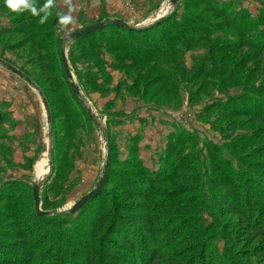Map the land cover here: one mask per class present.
Wrapping results in <instances>:
<instances>
[{"label": "rangeland", "instance_id": "374dc122", "mask_svg": "<svg viewBox=\"0 0 264 264\" xmlns=\"http://www.w3.org/2000/svg\"><path fill=\"white\" fill-rule=\"evenodd\" d=\"M27 1L25 7L13 11L0 0V59L31 79L48 100L53 171L48 173L49 126L38 90L0 64V264H104L106 254L101 253L99 240L90 248L89 222L114 201L139 206V199L126 201V185L138 180L133 186L140 189L148 175L160 177L157 192L169 189L171 194L164 198L177 201L172 205L178 206L158 212L179 215L173 218L174 228L167 237L171 232L186 233L181 244L177 245L179 237L173 244L176 253L184 246L189 251L175 255L181 261L195 256L193 264H264V219L258 223L254 213L246 220L249 209L239 207L259 189L264 194V132L258 130L262 120L248 113L257 110L264 116V0H214L226 8L224 12L232 11L227 20L213 12L214 5L207 0H180L175 8L170 0ZM159 11L168 15L152 26L156 41L165 37L161 26H173L175 33L174 21L181 25L185 16H191L212 28L216 35H210L211 42L217 47L209 52L188 50L171 66L166 62L162 67H135L128 76L125 69L113 68L124 62L127 51L114 50L116 34L110 27L93 31V37H69L105 19L123 20L131 26L152 22ZM237 12L244 19H234ZM182 30L188 35L206 33L186 24ZM46 32H54L60 41L58 62L39 61L52 54L50 48L37 49L41 39L36 35ZM97 43L99 58L86 57V49ZM63 46L72 79L105 133L71 89L62 64ZM44 65L57 69L46 70ZM71 110L78 114L79 123L72 124ZM107 143L110 161L105 193L87 208L70 213L76 202L98 186ZM200 170L201 174L207 171L204 175L210 183L201 191L189 189ZM46 174L49 177L40 190L42 209L62 213L39 219L33 189ZM230 177L239 183H226ZM155 198L160 202L162 194ZM258 204L262 213L264 195L253 207ZM128 216L121 219L118 233L106 239L107 247H112V238L119 244L118 234L125 228L133 230ZM199 217L202 223L196 225ZM200 227H208L207 234L199 236L195 230ZM258 228H263L262 234ZM58 229L60 244L41 243ZM199 243H207V252L195 255L192 248ZM27 247L38 252L33 263L26 255Z\"/></svg>", "mask_w": 264, "mask_h": 264}, {"label": "trees", "instance_id": "16d2710c", "mask_svg": "<svg viewBox=\"0 0 264 264\" xmlns=\"http://www.w3.org/2000/svg\"><path fill=\"white\" fill-rule=\"evenodd\" d=\"M16 1H18V4H16L17 8L25 7L28 3V1L25 2V0H16ZM207 1H208V5L210 6L214 5L215 7L216 5H218L215 8L213 7L212 11L220 16L226 17V20L227 18L233 15V13H231L232 12L231 10L224 12L226 8L222 7L220 5L221 3H219L218 1H214V0H207ZM29 2H31V0H29ZM239 13L240 12L235 13L236 15L233 18L234 19L237 18V20L244 19V16L240 15ZM224 14H226L227 16H225ZM54 22H57V20L55 19ZM185 24L189 27H192L193 29H197L198 31H201L202 29H206V33L204 35L203 34L201 35L193 32L190 35H188L187 31L182 30V25ZM158 25H162V23L160 22ZM173 25L178 26L175 33L171 30L173 26H171L172 28H169V26H167V28L161 26L165 33L164 35L165 37L163 38L162 41L159 40L156 41L155 28L152 26L144 30L132 29V28H127L112 24L105 26V27H110V29L112 30L110 31L116 34L117 46H114L115 48L114 50L127 51V55L124 62H121V64L117 66H113V68L125 69L126 71L125 73L128 76H131L133 74L131 70L135 67L144 66L146 64H152V66L154 67H162L166 62H169L170 63L169 66H171V64L176 63L177 60L179 62L180 59L179 57L187 53L188 50L196 51L202 49L204 51L209 52L215 50V48L217 47L216 44L214 45L211 42L210 35L215 34V32L212 31V28L211 29L206 28L205 24H203L202 22L194 21L193 19H191V16H185L184 20H182L181 22V25L176 23V21H174ZM13 27L18 28L19 25H14ZM94 35H95L94 32H92L82 37L84 38H86L87 36L93 37ZM36 36L39 37V39H41V41L36 44L37 49L44 50V48L45 49L50 48L52 52L51 57L44 55L41 57L39 61H42V64L43 61L44 63L46 61L58 62V59H60L59 57L60 41L57 38H55V33L46 32L45 34H40ZM99 47L100 44L97 43L96 46H94V48L89 47L88 49H86L87 52V53L85 52L86 57L93 56L95 58H99V54H100ZM73 52L74 51H72V53ZM45 69L56 70L57 68L46 65ZM198 69L202 70V67H199ZM90 73L91 72H89V74ZM137 74L138 76H141L142 72H140V70H137ZM48 80L50 81V83L54 82L53 79L51 78H49ZM148 84H150V82H148ZM255 109H259V108L256 107ZM80 113L84 115V113H82L81 110ZM248 113H250L251 117L262 120V127L258 128V130L261 129L260 132L263 133L264 116L259 115L257 110L249 111ZM68 115H70V118L72 117L71 120L75 119V121L73 120L74 122H72V124L79 123L78 119L76 118V116H78L76 112L71 110L69 111ZM209 167H208V172L210 170ZM180 168H182V165H180ZM213 171H216L217 173L219 172L217 169H213ZM201 173L202 170L194 174L193 178L195 184L194 186H191L189 189H195V190L199 189L201 191V189L203 190L207 183H210V179L205 178V175H207V171L204 170L205 175ZM178 174L179 171H177L175 176ZM173 177L174 176L166 177L164 181L170 180ZM159 178H155L154 175L153 176L148 175L146 177H143L144 180L142 184L144 183V185L140 189L133 186L135 182H138V180H134L133 182L130 181V184L126 185L129 187V190H127L124 193V195H126L127 198L126 201H130L131 199H139V201L141 202L139 206H137L138 204L134 206L133 204H129V202L114 201V203H112V206L114 207L111 206L108 208V204H106V207L102 211L97 213L98 216H94L95 218L93 222H89V225L92 229L90 230V232H87V230L85 231L87 232L86 234L88 235L87 237L90 238V240H92V243H89L90 248H92L94 243L98 242L99 240L100 247L103 245V248H101L100 251L101 253L106 254L105 256L106 258L102 260L104 264L107 262L110 264H121V262H119V259L116 258H121V260H123L125 264H168V263L193 264L194 263V260L192 263L190 261L195 256H193L191 259H188L186 257L182 261H181V256H175V255H179L178 253L189 252L185 246L181 247L177 253L174 252V250L177 248H173V244L174 245L177 244V242H174V240L179 237V239H177L178 241L177 245L181 244L182 240L180 239L186 233H183L181 236H178V233L173 235V232H171L169 237H167L168 231L174 228V226L172 227V225H174L172 223L173 218L179 215L176 213L168 214L167 212L159 213L158 210L174 208L178 206V204L172 205V203H177V201L176 200L169 201L168 199L164 198L163 196L164 194L166 193L171 194L169 192V189L163 188L162 192L159 191L157 192L155 186L158 184ZM237 182L239 183L238 179H232L230 177V179L226 183H231V185H236L238 184ZM226 183H224V185ZM142 190H145L146 192L143 191L144 192L143 193ZM260 192L261 190L259 189L257 193H255L254 197H252V199L246 201L245 204L242 203L241 205H239L240 209H242L243 211L249 209V211L247 210L246 212V216H247L246 220L252 218L254 216V213H257L256 216L259 217L257 218L255 216L257 222L260 223L261 221H263L264 210L262 211V213L260 212L262 208L259 204L256 207H253L255 202L257 203V201L261 199L264 195V194H260ZM103 193H105L104 187L100 191V193L90 201L92 202L96 201L97 199L102 197ZM159 194H162V198L160 202H158V200L155 198L156 195ZM89 202H87L81 208V210L83 208H87L86 206L89 205L88 204ZM201 205L203 207L204 202H202ZM208 206L210 207L211 204L209 203ZM134 210L137 212V215L131 214L132 211ZM154 211L156 212V214H154ZM127 215H130L128 216V218L130 217V220L133 224V228H132L133 230H129V228H125L124 232H121L122 235L121 233L118 234V237L120 238L119 244L116 246L114 243L115 238H112L113 244L112 245L108 244L111 245L112 247H107L106 239L109 238L112 233L113 235L118 233V228H119L118 225L119 223H121V219L123 217H126ZM45 216L46 215L39 216L37 214V218L39 219L45 218ZM197 223H202L200 217L197 218V221H195L196 225ZM256 224L257 223L254 222V224L252 225L255 226ZM182 228L184 229V227ZM207 230L208 227H205L204 229L200 227L195 231L198 233L199 236H202L204 234H207ZM256 231L257 233L262 234L263 228H258V230ZM59 234L62 235L61 229L54 231L51 235L49 234L46 235L48 239L39 242H41L42 244H44L45 242L51 243V247L54 244L58 245L60 244L58 240L61 239ZM32 237L36 238L35 236ZM162 237L165 238L164 242L161 241ZM76 238L78 239V237ZM206 248H207V243L206 244L204 243L201 246L199 243L197 247L193 246L192 253H195L196 255L198 253H204L205 251L207 252ZM27 249H28V253L26 255L30 260V262L33 263V260L38 252L33 251V248L30 249L27 247Z\"/></svg>", "mask_w": 264, "mask_h": 264}, {"label": "water", "instance_id": "95a60500", "mask_svg": "<svg viewBox=\"0 0 264 264\" xmlns=\"http://www.w3.org/2000/svg\"><path fill=\"white\" fill-rule=\"evenodd\" d=\"M180 0H170V6H172L173 8L177 7V5L179 4ZM168 14H161L158 15L157 14L154 16V18L152 19V22H145L143 24L137 25V26H131L130 24H128L126 21L123 20H111V19H105L103 21L85 26L81 29H78L72 33H70L69 37L70 38H80L88 33H91L93 31H96L100 28H103L107 25H117V26H123V27H127V28H132V29H145L148 27L153 26L155 23H157L160 19L166 18ZM62 60H63V65L67 74V77L70 81L71 87L73 89V91L75 93H77L79 96H81L82 100H83V104L85 106V108L88 110V113L90 115L91 118H93L97 125L99 126V128L105 133L104 130V126L100 120V118L97 117L96 113L94 112V110H92L89 107V103L87 101V99L85 98V96L83 95L82 91L80 90V88L78 87V85H76V83L73 81L72 79V73L71 70L69 68V63L66 57V53H65V49L64 46L62 47ZM0 64L5 67L6 69L10 70L12 73L19 75L21 77H23L27 83L34 89L38 90V93L42 99L43 102V106L46 112V116H47V121H48V126H49V142H48V164H49V172L51 173L53 171V163H52V155H53V145H52V139H53V133H52V116H51V111H50V106L48 103V100L44 94V92L31 80L29 79L25 74H23L19 69H17L16 67L7 64L5 61H3L2 59H0ZM110 148H109V144L107 143V149H106V157H105V161H104V168H103V172H102V176L100 178L99 184L98 186L92 190L91 192L87 193L85 196H83L78 202H76L72 208L70 209V213H75L77 211H79L87 202H89L90 200L94 199L99 193L100 191L103 189L104 184L107 180V175H108V171H109V161H110ZM48 174L42 176L40 178V180L35 184L34 189H33V197H34V205H35V210L36 213L39 216H44V215H56V214H60L62 213L61 211L55 210V211H45L42 209V205H41V198H40V190L42 188V186L44 185V183L46 182V180L48 179Z\"/></svg>", "mask_w": 264, "mask_h": 264}, {"label": "clouds", "instance_id": "9594fccd", "mask_svg": "<svg viewBox=\"0 0 264 264\" xmlns=\"http://www.w3.org/2000/svg\"><path fill=\"white\" fill-rule=\"evenodd\" d=\"M5 4L11 8L13 11L17 10L16 3L14 6V0H5Z\"/></svg>", "mask_w": 264, "mask_h": 264}, {"label": "bare ground", "instance_id": "6f19581e", "mask_svg": "<svg viewBox=\"0 0 264 264\" xmlns=\"http://www.w3.org/2000/svg\"><path fill=\"white\" fill-rule=\"evenodd\" d=\"M165 13H166V11L165 12L159 11L158 14H157V16L158 15H161V14H165Z\"/></svg>", "mask_w": 264, "mask_h": 264}, {"label": "snow or ice", "instance_id": "6c2138e0", "mask_svg": "<svg viewBox=\"0 0 264 264\" xmlns=\"http://www.w3.org/2000/svg\"><path fill=\"white\" fill-rule=\"evenodd\" d=\"M14 6H15V0H14Z\"/></svg>", "mask_w": 264, "mask_h": 264}, {"label": "crops", "instance_id": "0c3cea01", "mask_svg": "<svg viewBox=\"0 0 264 264\" xmlns=\"http://www.w3.org/2000/svg\"><path fill=\"white\" fill-rule=\"evenodd\" d=\"M157 14H158V12H157Z\"/></svg>", "mask_w": 264, "mask_h": 264}]
</instances>
